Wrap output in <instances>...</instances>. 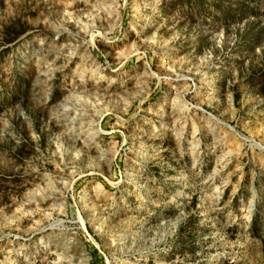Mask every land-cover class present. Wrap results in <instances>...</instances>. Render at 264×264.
Here are the masks:
<instances>
[{
  "label": "rangeland",
  "instance_id": "obj_1",
  "mask_svg": "<svg viewBox=\"0 0 264 264\" xmlns=\"http://www.w3.org/2000/svg\"><path fill=\"white\" fill-rule=\"evenodd\" d=\"M0 264H264V0H0Z\"/></svg>",
  "mask_w": 264,
  "mask_h": 264
},
{
  "label": "trees",
  "instance_id": "obj_2",
  "mask_svg": "<svg viewBox=\"0 0 264 264\" xmlns=\"http://www.w3.org/2000/svg\"><path fill=\"white\" fill-rule=\"evenodd\" d=\"M238 10H239V11H244V10H240V9H238ZM238 10H237V11H238ZM222 14H223V15H222V16H223V19H226V20H229V19L231 20V19H232V17L229 18V16L227 15V13H222Z\"/></svg>",
  "mask_w": 264,
  "mask_h": 264
}]
</instances>
